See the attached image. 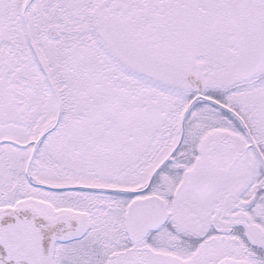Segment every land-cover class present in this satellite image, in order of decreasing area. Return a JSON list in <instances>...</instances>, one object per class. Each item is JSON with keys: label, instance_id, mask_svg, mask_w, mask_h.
I'll list each match as a JSON object with an SVG mask.
<instances>
[{"label": "snow or ice", "instance_id": "6c2138e0", "mask_svg": "<svg viewBox=\"0 0 264 264\" xmlns=\"http://www.w3.org/2000/svg\"><path fill=\"white\" fill-rule=\"evenodd\" d=\"M0 264H264V0H0Z\"/></svg>", "mask_w": 264, "mask_h": 264}]
</instances>
